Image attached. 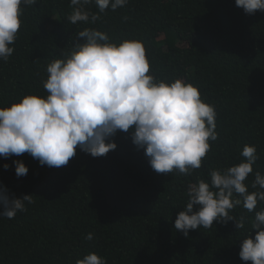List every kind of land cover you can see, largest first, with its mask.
Listing matches in <instances>:
<instances>
[{
  "label": "trees",
  "instance_id": "1",
  "mask_svg": "<svg viewBox=\"0 0 264 264\" xmlns=\"http://www.w3.org/2000/svg\"><path fill=\"white\" fill-rule=\"evenodd\" d=\"M21 7L15 51L0 60V106L29 93L46 96L48 64L70 51L76 32L92 27L113 41H142L157 79L198 86L215 106L219 135L188 175L156 173L131 130L112 138L117 148L108 154L93 157L78 147L60 168L41 166L28 153L0 157V186L16 197L34 194L35 201L14 219L0 217V264H75L90 252L107 264H252L239 257L240 242L264 202L251 213L242 204L233 210L245 218L243 229L234 220L214 222L185 236L174 222L188 202V185L239 163L244 145H255L258 155L246 183L256 171L264 174V12L246 14L235 0H128L99 13L95 24L73 25L70 0ZM86 7L99 11L95 3ZM15 160L26 163L27 175L16 176Z\"/></svg>",
  "mask_w": 264,
  "mask_h": 264
},
{
  "label": "clouds",
  "instance_id": "2",
  "mask_svg": "<svg viewBox=\"0 0 264 264\" xmlns=\"http://www.w3.org/2000/svg\"><path fill=\"white\" fill-rule=\"evenodd\" d=\"M37 3L0 0V60L7 62L15 51L11 45L21 27V6ZM92 3L98 12L86 7ZM127 3L70 0L72 11L67 19L73 25L95 24L99 13ZM235 5L249 15L264 12V0H235ZM74 39L70 51L46 68V96L29 93L10 106H0V157L28 153L41 166L60 168L76 155L78 147L93 157L108 154L117 148L112 138L131 130L133 143L144 150L156 173L177 170L188 175L201 168L212 147L210 141H216L219 134L215 106L202 99L198 86L182 78L168 82L150 74V60L139 39L113 41L105 31L92 27L76 32ZM241 156L244 159L239 163L212 169L210 181L198 178L188 185V202L175 219V230L188 236L190 230L233 220L236 230L245 227V218L235 217L233 210L242 204L251 213L258 202H264V174L256 171L247 184L258 159L256 146L244 145ZM13 163L17 177L27 175L29 167L23 160ZM33 195L16 197L0 186V217L14 219L26 211L25 202L35 203ZM251 228L255 236L251 232L241 240L239 257L264 264V208L255 212ZM86 239H93V234ZM75 264H107V260L90 252Z\"/></svg>",
  "mask_w": 264,
  "mask_h": 264
}]
</instances>
